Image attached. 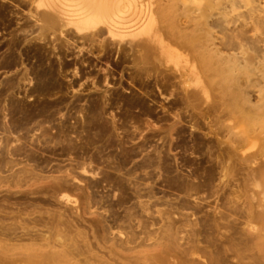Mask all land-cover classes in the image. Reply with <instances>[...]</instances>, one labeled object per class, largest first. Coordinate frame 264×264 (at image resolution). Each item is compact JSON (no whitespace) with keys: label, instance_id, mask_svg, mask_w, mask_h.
I'll list each match as a JSON object with an SVG mask.
<instances>
[{"label":"rangeland","instance_id":"obj_1","mask_svg":"<svg viewBox=\"0 0 264 264\" xmlns=\"http://www.w3.org/2000/svg\"><path fill=\"white\" fill-rule=\"evenodd\" d=\"M149 1L157 28L196 67L186 83L183 65L157 55L134 66L130 38L62 33L33 16L44 9L0 0V264H126L158 253L191 213L181 208L190 194L217 212L227 196L246 199L238 176H210L204 112L229 123V91L264 78V0ZM198 79L210 97L190 101ZM209 232L210 264H264V242Z\"/></svg>","mask_w":264,"mask_h":264},{"label":"bare ground","instance_id":"obj_2","mask_svg":"<svg viewBox=\"0 0 264 264\" xmlns=\"http://www.w3.org/2000/svg\"><path fill=\"white\" fill-rule=\"evenodd\" d=\"M13 1L17 2L16 7L36 5L37 8L44 9L39 15L33 16L45 28L58 26L62 33L65 28L75 33L89 32L90 39L105 30L112 40L130 38V53L128 51L126 57L132 60L134 66H138L143 56L152 54L163 58L167 64H174L176 67L183 65L185 83L188 76L196 72L189 55L173 45L157 28V11L149 0ZM109 75L108 71V77ZM135 76H138L137 71L132 77V83H135ZM242 85L243 83L240 84V92L231 90L228 93L226 112L229 123L222 119L209 120L212 106H208L204 115L215 135L207 161L210 176L214 178L218 170H221L222 176L227 177L232 185V178L239 177L238 185L243 186L248 193L246 199H242V196L239 199L227 196L223 204H218V207L223 205L224 209L217 212L218 209L213 208L211 202L200 204V198L190 194L192 199L181 208L190 210L191 213L185 214V221H173L174 226L158 244V253L127 256L126 264H137L143 258H155L161 264H210L203 255L206 247L201 245L208 242V235L211 234L209 231L215 234L213 238L219 242L234 245L264 242V78L246 81ZM195 86L197 90L187 96L190 101L199 96L209 99L208 87L200 79ZM189 186L192 190L200 189L199 183L194 181ZM63 198L65 197L62 196ZM201 211H205L210 220L207 224L204 223L206 220L198 216ZM187 225L194 228L195 235L190 241L182 242L184 238L181 234ZM152 234L154 232H151L150 237ZM150 250L152 249L146 250L149 251L148 254ZM54 256L51 254V259ZM47 264L53 263L50 261ZM108 264L115 263L108 260Z\"/></svg>","mask_w":264,"mask_h":264}]
</instances>
